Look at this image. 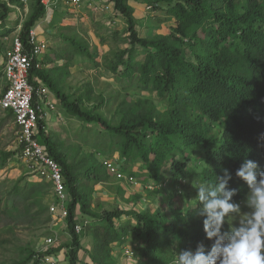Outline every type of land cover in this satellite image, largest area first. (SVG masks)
I'll return each instance as SVG.
<instances>
[{
  "label": "trees",
  "instance_id": "16d2710c",
  "mask_svg": "<svg viewBox=\"0 0 264 264\" xmlns=\"http://www.w3.org/2000/svg\"><path fill=\"white\" fill-rule=\"evenodd\" d=\"M8 1L20 4V0ZM130 1L104 0L112 5L115 15L124 18L129 47L114 52V59L103 66L125 89L133 88L144 96L154 94L156 100L138 98L129 103L125 96L117 106L119 119L114 124L96 111L101 102L85 107L91 102V86L86 85L82 93L70 99L55 89L46 72L34 64L29 80L38 85L31 79V75H37L55 91L68 114L100 125L110 137V151H118L120 168L143 187L153 184L156 188L171 179L172 191L166 193L168 210L147 205L142 209H95L81 176L98 183L106 180L109 172L101 161L89 163L92 156H88L81 173L67 162L66 154L46 134L45 119L39 118L41 141L61 165L69 193L64 219L69 234V243L64 246L67 264H78L83 249L81 237L86 233L92 238L89 264H115L116 247L122 253L128 241L132 243L134 264H174L176 253L195 251L199 242L207 251L211 241L205 239L203 217L197 214L201 206L196 193L189 202L188 194L180 190L185 178H194L198 169L197 185L214 184L216 176L223 175L222 169L226 168L232 174L229 187L237 189L233 201L240 203L248 190L235 177V171L244 159L254 160L264 169V0H138L163 15L161 19H155V15L147 19L154 26L174 21L170 33L151 36L139 35ZM10 10L6 1L0 2V21ZM44 15L42 0H33L19 32L25 45L29 30ZM63 39L70 47L67 59L83 55L92 67L100 66L98 56L89 51L87 43L66 35ZM137 48L143 53L141 59L134 53ZM2 68L1 65L0 76ZM36 99L34 96V103ZM157 103L164 109H159ZM3 111L13 118L10 110ZM15 153H3L4 161ZM196 159L195 166H187ZM134 164H141L143 170L135 173ZM48 184L51 188L47 180L14 183L0 196V228L14 219L22 222L27 218L28 212L16 213L17 216L14 212L21 202L33 200ZM85 220L86 226L77 233L75 225ZM62 248L60 244L52 246L45 253H58ZM35 253L29 250L11 264H29Z\"/></svg>",
  "mask_w": 264,
  "mask_h": 264
},
{
  "label": "rangeland",
  "instance_id": "374dc122",
  "mask_svg": "<svg viewBox=\"0 0 264 264\" xmlns=\"http://www.w3.org/2000/svg\"><path fill=\"white\" fill-rule=\"evenodd\" d=\"M1 1H6L11 10L7 17L0 21V53L9 47L12 37L19 34L33 4V0H20L18 6L10 4L8 0ZM93 1L105 4L104 0ZM130 3L134 8L133 16L137 21L136 29L140 36L170 33L174 26L173 20L154 26L155 23L147 19L152 15H155V19H161L163 15L160 11L153 12L138 0H131ZM56 10L57 15L54 22L57 31L68 37H74L82 43H87L89 51L98 56L99 67H92V63L86 57L85 60H81L78 65L72 68L71 75L80 84L81 89H84L86 85L92 87L91 102L87 103L85 107L89 108L92 104L98 106L101 102V106L96 111L115 124L119 119L116 112L117 106L125 96L129 103H133L138 98L157 99L154 94L144 96L136 90H132L133 88L130 90L125 89L117 82L112 73L103 66L109 60L114 59V52L129 47L125 30L126 22L121 15H115L111 5L108 10L98 11L88 7L87 2H84L79 8H73L61 1ZM49 13H51V10ZM9 30L11 31L7 34ZM134 53L138 59L143 58V53L139 48ZM81 57L83 58V56ZM0 61L1 66L3 62L1 58ZM5 82L2 74L0 76V96L4 90ZM80 93H82V90H80ZM76 94L77 92L72 95L69 94L71 95L70 99H74ZM157 105L159 109H164L162 104L157 103ZM57 112L59 113L56 117L45 119L46 134L58 145L59 150L66 154L67 162L75 165L81 173H83L82 167L84 166L85 157L92 156L89 163L94 161L100 163L104 158L120 160L118 151H110V137L101 129L100 125L85 123L68 114L63 107H59ZM17 130L13 118L0 108V196L5 194L16 182L23 184L27 181L46 180L29 173L26 170L25 163L14 156L4 161L3 153L10 154L16 150ZM197 163L198 160L196 159L195 162L189 163L187 166H195ZM132 169L135 173H139L143 170V167L141 164H134ZM194 173V178H185L180 186V190L188 194L189 202L190 197H194L196 193L195 188L199 170L196 169ZM108 174L106 180L98 183L86 180L83 175L81 176L84 188L91 192L92 206L95 209L100 210L104 207H122L126 209L132 206L136 209H142L147 205L152 209L168 210L166 193L172 191L171 179L168 180L166 185L148 190L143 185H139L141 183L138 181V184H126L120 182L111 173ZM137 195L140 196L138 200L135 198ZM244 200L240 202L242 212L247 210L244 207ZM33 201H36V204L31 205L30 203ZM53 201V190L48 184L33 200L20 203L14 215L17 216L16 213L19 212H28V215L22 222L14 219L11 224L0 228V264H11L25 257L29 250L41 249L44 239L49 236L57 237L58 240L54 246L63 245V248L58 252L59 264H67L66 248L64 246L69 243V234L65 220L57 216L52 217L49 213V204ZM47 205L48 210H46ZM41 210L43 211L41 212ZM122 219H125V217H122ZM88 235L86 233L81 237L83 249L80 251L78 264L90 263L88 252L91 250V246L88 248L90 243V235ZM125 244L130 246L132 243L128 241ZM116 249L114 253L115 264H134L133 259H127L123 252H120L119 246Z\"/></svg>",
  "mask_w": 264,
  "mask_h": 264
},
{
  "label": "built area",
  "instance_id": "2783aa9c",
  "mask_svg": "<svg viewBox=\"0 0 264 264\" xmlns=\"http://www.w3.org/2000/svg\"><path fill=\"white\" fill-rule=\"evenodd\" d=\"M61 1L73 8H79L84 2H87L88 7L98 11L108 10L111 5L93 0H42L45 6L46 20L50 19L49 11L53 6L59 5ZM26 43L27 45L24 44L19 34L14 35L8 49L4 52L2 71L6 82L0 97V108L12 112L14 123L18 128L14 157L25 163L29 173L51 183L54 201L49 204V213L52 217L57 216L64 220L68 214L67 184L61 165L42 143L38 128V119H46L47 110L53 109L54 105L47 100V87L45 85L34 86L29 80L32 65L40 68L39 57L48 49V43L38 38L35 26L29 30ZM34 96L37 98L35 103ZM101 163L120 182L138 184L134 176L120 168L118 160L104 158ZM145 188L154 189L155 186L148 184L145 185ZM86 224V220L77 223L75 231L80 233ZM57 240L56 236L46 237L43 247L36 250L29 264H59L58 253H45L47 249L54 246ZM123 253L127 259H133L134 253L130 246L126 245Z\"/></svg>",
  "mask_w": 264,
  "mask_h": 264
},
{
  "label": "clouds",
  "instance_id": "9594fccd",
  "mask_svg": "<svg viewBox=\"0 0 264 264\" xmlns=\"http://www.w3.org/2000/svg\"><path fill=\"white\" fill-rule=\"evenodd\" d=\"M222 172L214 184L195 188L201 206L197 214L203 217L210 248L206 251L199 242L195 251L176 253L174 264H264V169L256 161L244 159L235 171L248 190L243 212L241 204L233 201L237 189L229 187L232 174L226 168Z\"/></svg>",
  "mask_w": 264,
  "mask_h": 264
},
{
  "label": "crops",
  "instance_id": "0c3cea01",
  "mask_svg": "<svg viewBox=\"0 0 264 264\" xmlns=\"http://www.w3.org/2000/svg\"><path fill=\"white\" fill-rule=\"evenodd\" d=\"M57 7L58 5L53 6L51 9L49 21L45 19L44 15V17L35 24L38 38L43 39L48 43V49L39 57V63L41 65L39 69H43L46 72L47 76L55 84V89L60 90L66 95H72L74 92L79 94L82 89L80 84L72 77L71 73L72 68L75 67V65H78L81 60H85L86 57L78 54H75L70 60L65 57L66 55H69L70 47L67 41L63 39L64 34L58 32L57 27L55 26L54 21L57 15ZM5 50L0 53L2 61ZM81 56H83V58ZM31 77V79L38 85H45L47 87V100L54 105L53 109L47 110L46 119L56 117L57 113H59L57 112V109L62 107V105L59 98L56 96L55 91L45 84V82H43L37 75L33 74ZM71 95H69V98ZM89 238L90 243L88 248H90L92 244L91 236Z\"/></svg>",
  "mask_w": 264,
  "mask_h": 264
}]
</instances>
